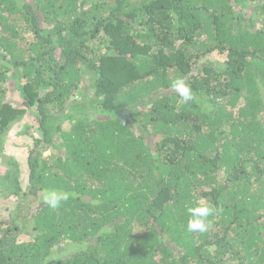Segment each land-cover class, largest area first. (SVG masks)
I'll return each mask as SVG.
<instances>
[{
    "label": "trees",
    "instance_id": "16d2710c",
    "mask_svg": "<svg viewBox=\"0 0 264 264\" xmlns=\"http://www.w3.org/2000/svg\"><path fill=\"white\" fill-rule=\"evenodd\" d=\"M0 193V264H264V0H0Z\"/></svg>",
    "mask_w": 264,
    "mask_h": 264
},
{
    "label": "clouds",
    "instance_id": "9594fccd",
    "mask_svg": "<svg viewBox=\"0 0 264 264\" xmlns=\"http://www.w3.org/2000/svg\"><path fill=\"white\" fill-rule=\"evenodd\" d=\"M173 87L177 92L180 100L184 104H188L190 101L195 99V94L193 93L190 85L186 83L183 78L177 79ZM70 194L66 192H60L55 190H50L45 193L44 201L53 209L58 208L61 202L67 201ZM212 209L207 205H199L195 207H190L188 209L189 219L187 222V229L190 232L199 231L205 232L208 228L207 218L211 215Z\"/></svg>",
    "mask_w": 264,
    "mask_h": 264
},
{
    "label": "rangeland",
    "instance_id": "374dc122",
    "mask_svg": "<svg viewBox=\"0 0 264 264\" xmlns=\"http://www.w3.org/2000/svg\"><path fill=\"white\" fill-rule=\"evenodd\" d=\"M25 124H26V121L21 123L20 124V128L22 129ZM20 141L21 140L18 139L17 137H15V136L11 135L10 137H8L7 140L5 141V145H6L5 146V151H6V153L12 154V155H14V156H16L18 158H20L21 156H24L26 158L27 157V155H26L27 153L26 152H27V148L28 147L20 146V144H21ZM26 143L29 144V143H31V141L26 140L25 144ZM0 196H1V193H0ZM5 196H6V194H5ZM12 200L13 199H11V198H9L7 196H6V198H2L1 199V201H0V216H1L2 212H3V210L7 214L6 208L8 210H11V211L15 210V205H14ZM20 214H22V211H21Z\"/></svg>",
    "mask_w": 264,
    "mask_h": 264
}]
</instances>
